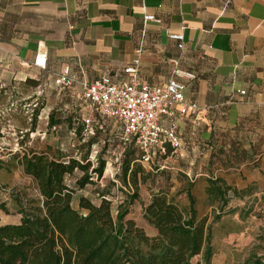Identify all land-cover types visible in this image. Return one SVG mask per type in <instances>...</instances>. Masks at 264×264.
Segmentation results:
<instances>
[{"label":"crops","instance_id":"crops-1","mask_svg":"<svg viewBox=\"0 0 264 264\" xmlns=\"http://www.w3.org/2000/svg\"><path fill=\"white\" fill-rule=\"evenodd\" d=\"M149 13L157 20L145 21ZM173 32H183V47ZM140 45V79L165 83L179 68L186 99L199 104L163 123L177 126L182 164L264 207V0H0V87L15 78L25 103L43 84L72 88L59 74L74 75L78 91L102 75L129 79ZM40 52L45 68L35 64Z\"/></svg>","mask_w":264,"mask_h":264},{"label":"trees","instance_id":"trees-1","mask_svg":"<svg viewBox=\"0 0 264 264\" xmlns=\"http://www.w3.org/2000/svg\"><path fill=\"white\" fill-rule=\"evenodd\" d=\"M59 124L53 115L49 117V127ZM163 150L166 157L176 151L169 144ZM90 153L88 149L81 158L32 150L13 155L7 165L16 162L22 167L36 183L40 201L37 205L29 200L22 203L19 223L0 224V264H212V225L221 216H215L211 223L207 216H199L193 184L187 190L189 204L185 207L164 191L152 195L143 207V218L152 234L128 218L131 206L140 200V183L148 176L138 158L123 163L122 180L129 191L116 216L110 193L100 189L96 190L98 204L82 196L75 209L72 202L77 191L96 184L95 178L100 180L105 173L106 161L98 157L94 166ZM77 172L80 177L70 184ZM231 190L222 179L207 180L210 203L219 204L222 211L233 199ZM0 211L9 215L6 203H0ZM198 256L202 261H194ZM238 264H264V252L253 250Z\"/></svg>","mask_w":264,"mask_h":264},{"label":"rangeland","instance_id":"rangeland-1","mask_svg":"<svg viewBox=\"0 0 264 264\" xmlns=\"http://www.w3.org/2000/svg\"><path fill=\"white\" fill-rule=\"evenodd\" d=\"M13 80L11 87H0V203H6L9 209V215L0 211V224L19 223L21 215L18 211L22 203L29 200L37 205L40 201L33 179L25 175L16 162L10 167L7 165L14 154L32 150L52 156L76 155L81 158L90 149L93 165L97 166L98 157H101L106 161V169L102 179L95 178L96 184L77 191L72 202L75 209H78L82 196L98 204L100 196L96 190L100 189L110 193L108 198L116 216L125 193L129 191L122 180L123 163L138 158L137 162L148 176L140 183V200L131 206L128 218L145 228L147 233L152 234L153 230L143 218V207L152 195L164 191L185 207L189 204L187 190L193 184L192 193L199 216H207L209 223L215 216H221L212 225L211 243L215 249L212 264H238L253 250L264 252V207L256 206V201L249 208L245 201L231 199L222 211L219 204L211 205L206 195L207 183L195 180L192 166L182 164L183 158L177 157L180 149L167 157L164 151L155 149L151 160L143 161L141 151L134 144L122 143L120 126L110 119L100 118L74 86L61 89L58 85L48 87L43 84L38 88L36 103H25L21 98L22 89L17 80ZM51 115L60 122L53 128L48 126ZM87 119L91 120L90 124L85 122ZM80 175L77 172L69 183L73 184ZM234 209L237 212H233ZM194 261H202V256Z\"/></svg>","mask_w":264,"mask_h":264},{"label":"built area","instance_id":"built-area-1","mask_svg":"<svg viewBox=\"0 0 264 264\" xmlns=\"http://www.w3.org/2000/svg\"><path fill=\"white\" fill-rule=\"evenodd\" d=\"M144 19L157 20L150 13L145 14ZM170 37L178 40L179 47H183V32H173ZM142 52L140 45L133 62L125 68L129 79L117 81L111 75H102L94 80L83 81L81 95L85 102L97 107L102 116L116 120L122 128V143L135 144L142 152V160L149 162L153 151L163 150L166 144L175 150L182 148L176 124L171 122L165 126V119L196 112L199 104L186 99L185 85L178 77L187 73L179 68L174 70V75L165 83L149 84L142 81L139 76ZM47 59V54L40 52L35 64L45 68ZM76 79L74 75H58L64 88L74 86ZM240 92L245 93V90Z\"/></svg>","mask_w":264,"mask_h":264}]
</instances>
